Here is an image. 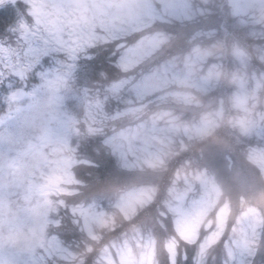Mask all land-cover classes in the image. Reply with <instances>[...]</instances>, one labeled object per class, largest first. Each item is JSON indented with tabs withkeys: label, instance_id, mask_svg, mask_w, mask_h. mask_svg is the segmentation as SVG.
<instances>
[{
	"label": "rangeland",
	"instance_id": "obj_1",
	"mask_svg": "<svg viewBox=\"0 0 264 264\" xmlns=\"http://www.w3.org/2000/svg\"><path fill=\"white\" fill-rule=\"evenodd\" d=\"M7 1L11 0H0V4ZM25 1L31 5L38 21L46 28L50 26L49 33L59 32L62 26L73 36L78 35L79 25L71 16L72 12H81L85 18L101 14L104 16L101 24L104 28L112 26L113 32H119L124 23L135 29L144 23L146 27L155 16L174 23L179 29L185 26V34L193 36L189 42L192 43L193 38L197 42L192 51L182 60L172 57L150 76H145L141 83H128L136 87L139 98L153 95L155 100L147 104L161 105L174 98L193 103L200 109L191 111L195 114L193 117L160 109L151 112L150 118H138L137 112L143 115L142 107L147 104L137 107L131 98L130 106L123 113L134 115V128L122 130L123 126L116 125L102 136L117 153L124 174L121 176L125 179L118 178L120 185L105 181L97 189H86L81 197V182L73 174L74 160L68 154L76 149L71 143L76 130L74 121L80 119L83 124L94 125L100 122L101 128L106 130V124L97 117L100 107L94 110L92 100L81 99L74 92L68 80L74 66L69 63L37 92L18 97L15 106L0 116V264H79L81 252L76 250L80 247L72 249V245L65 244L62 232H72L69 229L72 226L83 235L84 243L101 236L104 240L115 231L120 220L121 223L131 222L134 217L153 211L155 205L169 209L156 216L166 254L158 257L153 232L135 228L121 235L118 241L112 238L109 241L112 243L101 249L96 264H160V260L167 258V263L178 264L180 258L187 259V254L180 252L184 250L180 240L189 245L198 244L194 264H204L208 259L210 264H218L219 260L222 264H263L264 250L260 248L264 246V178L254 176L256 167L253 166L260 168L261 165L264 175V147L258 145L250 149L245 159L240 154L234 155V151L227 153V137L207 138L218 132L228 112L226 125L230 131L236 129L242 134L240 141L264 136V79L257 75L250 82L240 79L229 94L228 107L225 97L218 98L214 104L195 95L201 93L208 97L216 91L225 69L221 60L212 61L215 57L212 50L200 45V29L207 28L211 20L216 21L215 10L221 6V0ZM227 6L253 21L264 20V0H229ZM55 12L65 18H54ZM202 17L205 26H200ZM93 33L99 34L96 29ZM215 33V30L207 31V38ZM164 34L143 38L126 52L122 66L131 68L156 55L168 39ZM174 34L180 36L179 30ZM72 39L82 42L80 36ZM56 41L63 50L69 40L59 35ZM213 43L212 40V46ZM233 52L237 62L246 68L245 52L240 48ZM125 85L126 82L120 83L111 89L115 91ZM204 106L213 110L202 111ZM78 111H84L83 118ZM120 122L119 119L117 124ZM219 132L225 133L223 129ZM101 133L103 131L96 135ZM185 137L205 139L200 146L203 168L188 173L176 171L166 183L162 180L166 176L163 173L165 157L172 155L173 145ZM145 168L160 170L154 174L137 170ZM129 181L132 183L121 185ZM73 185L76 189L71 188ZM159 197L163 199L160 203ZM58 204L69 205L70 217L52 214ZM164 217L171 218L170 225L164 223Z\"/></svg>",
	"mask_w": 264,
	"mask_h": 264
},
{
	"label": "trees",
	"instance_id": "obj_2",
	"mask_svg": "<svg viewBox=\"0 0 264 264\" xmlns=\"http://www.w3.org/2000/svg\"><path fill=\"white\" fill-rule=\"evenodd\" d=\"M221 3V6L216 7L215 10L216 19L214 20L216 21L211 20L207 28L200 29V45L204 48L212 50L215 55V57L212 58V61L215 60L219 62V60H221L222 62L220 63H224L225 69L222 71L223 75H221L220 84L218 85L219 87L216 91L208 97L203 96L201 93H195V95L196 98H202L206 102L210 100L213 101L214 104L218 98L225 97V105L228 107L230 97L229 94L237 87L240 79H247L250 82L253 81L256 75L257 77L264 79V20H262V22H256L243 14L240 15L237 12L236 14L231 10L230 6H227L229 4V0H221ZM6 6L8 7V11L5 14L9 16L13 14L17 15L25 27H30L32 29L38 28L50 37H54L53 39L55 40L58 39L59 35H63L69 40L67 43L68 46H64L63 50L61 49L63 59L58 62V69L59 71H63L66 63L72 64V66H74V69H72L73 74L68 80L71 81L72 87L75 89L74 92L79 94L81 99H86V101L92 100L94 102V110H96L98 106L101 109V112L97 113V117L100 121L102 120V122L106 124V130L103 127L101 128L99 125L100 122H97L98 124L94 125V123L90 124L88 122L83 124L80 119L74 121L76 130L74 138L72 139L73 142L71 143L76 149L68 154L71 159L74 160L73 174H75L76 179L81 182L79 188L82 193L81 197L85 195L84 193L86 189H97L104 184L105 181L108 184L118 183V178L121 175H124L121 173L122 168L118 163L119 157L117 153L113 151L111 145L106 144L107 142L103 141V138L105 140V137L102 136H106L109 132H111V128L116 125L120 128L123 126L122 130L134 128V124L136 123L133 119L134 115L123 113L125 109L130 106L129 100L131 98L137 107L146 105L148 101L155 100L153 99V95L149 94L139 98L138 94L135 93L136 87L131 83H128V81L141 83L140 81H142L145 76H150L154 70L159 69L160 66L165 64L172 57H177L182 60L188 52L192 51L193 46L197 44L196 40L193 38L194 41L192 43L189 42L190 37L193 36L185 34V26H182L181 29H179L180 27H174V23H166L162 21V18H157V16L151 18V20H149L151 24L146 27H144V23L138 26V29H135L129 23H124L123 27L119 29V32H113L112 26L106 25V28L103 27L101 20L104 16L101 14L85 18L81 12H72L71 16H73V18L75 17V22L77 21V25H79V34L76 36H80L82 41L75 42L72 38L76 36H73L67 31L68 29L63 28L62 26H60L59 32H53V30L49 33L50 26L46 28V25H42L38 21L35 12L32 11V7L27 3V1H7L4 4H0V9H3ZM64 7H66V5ZM65 9L69 10L68 8ZM52 15L54 18L64 17L62 13L59 14L58 12H55ZM203 18L204 17L200 19V26H205L204 22H202ZM89 19L90 22H88ZM252 21L254 23H252ZM45 22L47 23L46 20ZM116 23L118 24V22ZM94 29H96V32L99 34L93 33ZM176 29L179 30L180 36L174 34ZM212 30H215L216 33L211 35L210 39H208L206 32ZM115 33L118 34L115 36L113 35ZM157 33H165L164 35L168 38L166 42L161 44L162 49L156 55L140 61L137 65L132 66L131 68L125 69L121 62L126 52L136 47L143 38ZM212 40L214 42V46L211 45ZM239 48L245 52V57L248 60L246 68H242L243 65L237 62L238 60L234 56L233 51ZM242 69H244L245 72L242 71ZM125 82L126 85L124 87L118 88L115 91L111 89L114 86ZM262 91H264V87L262 88ZM74 92L72 93L73 95ZM165 101L166 103L161 105H159L160 103H150L142 107L145 112L142 115L140 114V111H138V118H150V116H153L150 115L151 112L160 109H170L174 113H180L183 115L185 113L186 115L193 117L195 114L191 113V111L200 107L195 105L193 106V103L183 102L174 98H172V100L167 99ZM206 106H204L202 111L213 110V108L210 109ZM6 112L8 111L0 110V116ZM83 112L84 111H78V113H80V118L84 117ZM228 113L226 114L222 127L219 128V130L223 129L225 133H221L218 130L213 137H209L207 139L219 140L221 139V136L223 138L227 137V140H229L227 153L234 151V155L240 154L242 157L247 159L250 149L253 150L255 147L258 148V145L259 147H264V136L257 139L253 138L252 140L244 138L247 142L240 141V138H243L242 134L236 129H232L233 131H230L229 127L226 125L227 117H229ZM119 114L121 115L120 117ZM119 119L121 122L117 124ZM99 131H103V133L96 135ZM260 132H262V130ZM183 141L185 143H182ZM183 141L176 142L172 147L173 154L165 157L167 162L164 166L163 173L166 176L162 180H166V183H169V177L174 176L176 171L183 173V170H185L188 173L191 170L195 171L203 168L200 163V159H203V155L200 153V146L203 142H205V139L200 141L199 139H189L185 137ZM251 144L255 145L251 146ZM250 163L253 164L252 161H250ZM255 167L256 170H254V176L257 174L260 179H263L264 175L262 172V166L260 165L261 169L254 165L253 168L255 169ZM137 170L144 171L143 174H151L159 171L160 169L155 170L145 168L143 170ZM125 176H127V174H125ZM121 178L125 179L124 176H121ZM132 181L137 182V180ZM132 181L121 185L132 183ZM118 185H120V182ZM71 188L76 189V186L73 185ZM166 188L167 187L164 188V197L166 195ZM108 199H111V195ZM161 200L163 199L159 197L157 200L158 203H160ZM22 201L27 203L23 199ZM69 203L70 200L68 204ZM56 206L58 207L57 209H54L55 213H52L54 216L58 214L59 217H70L69 205L65 207L59 206L58 204ZM168 210L169 209L166 210L155 205L153 211L146 212L140 218L134 217V220L131 222L121 223L120 220V222L117 223L119 225L115 227V231L107 235L104 240H101L104 238V236H101L100 239L90 238L88 239V242L84 243L83 235H80L76 229H72V226L69 227L72 232L61 233L63 237L62 240L65 244L67 243L72 245V249H75V246H77V248L80 247L79 251L76 250L77 252H81L79 254L80 256H78L79 259L77 260L79 264H96L99 255H101V249H104L106 245L111 244L112 242L109 241L112 238H115V240L118 241V239H120L123 235L131 233V230L135 228H142L144 231L153 232V236H156V250L159 257V254H164L165 250L164 242L159 237L162 229L160 227V223L158 222L159 219L156 216L157 214L160 216L163 211L167 212ZM164 218V223L168 225L169 222L170 225L169 219L171 218ZM103 229L106 231L109 230L105 228ZM143 234L145 235L146 233ZM180 242L184 249L180 252L187 254V259L183 260L180 258L178 264H194V258L197 256V251L199 250L198 244L189 245L183 240H180ZM260 249L264 250V246ZM158 257L157 259L159 261ZM221 258H223L222 255ZM208 260L203 263L210 264ZM167 262L168 258L166 260L159 261L160 264H169ZM217 263L222 264V260L217 261ZM262 263L264 264V258L262 259Z\"/></svg>",
	"mask_w": 264,
	"mask_h": 264
},
{
	"label": "snow or ice",
	"instance_id": "obj_3",
	"mask_svg": "<svg viewBox=\"0 0 264 264\" xmlns=\"http://www.w3.org/2000/svg\"><path fill=\"white\" fill-rule=\"evenodd\" d=\"M19 7V6H15ZM6 6L0 9V110L8 111L22 95L37 92L59 74L63 59L58 41L40 29L25 27Z\"/></svg>",
	"mask_w": 264,
	"mask_h": 264
}]
</instances>
